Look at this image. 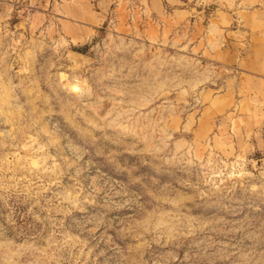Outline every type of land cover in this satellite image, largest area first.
<instances>
[{
  "label": "rangeland",
  "instance_id": "rangeland-1",
  "mask_svg": "<svg viewBox=\"0 0 264 264\" xmlns=\"http://www.w3.org/2000/svg\"><path fill=\"white\" fill-rule=\"evenodd\" d=\"M158 2L0 0V264H264V0Z\"/></svg>",
  "mask_w": 264,
  "mask_h": 264
},
{
  "label": "crops",
  "instance_id": "crops-1",
  "mask_svg": "<svg viewBox=\"0 0 264 264\" xmlns=\"http://www.w3.org/2000/svg\"><path fill=\"white\" fill-rule=\"evenodd\" d=\"M31 1H34L38 9L47 2L53 1L55 13L51 19L55 23V28L68 39H77L76 43H87L93 37L95 31L101 28L106 16L104 12L111 8L113 3V0H29ZM148 3L154 9V4L159 5L158 0H148ZM256 10L253 15L257 18L254 23L248 22L251 26L245 36L246 43H252L246 51L245 74L247 80L264 81V4ZM176 11L187 13L184 8H178ZM221 12L222 15L230 18L229 23H231L232 14L225 13L222 9Z\"/></svg>",
  "mask_w": 264,
  "mask_h": 264
}]
</instances>
